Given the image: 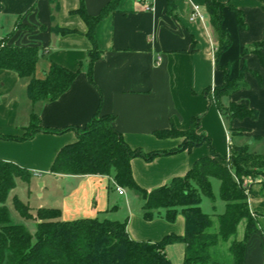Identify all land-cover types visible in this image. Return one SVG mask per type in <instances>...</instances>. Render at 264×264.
<instances>
[{
  "label": "crops",
  "instance_id": "obj_1",
  "mask_svg": "<svg viewBox=\"0 0 264 264\" xmlns=\"http://www.w3.org/2000/svg\"><path fill=\"white\" fill-rule=\"evenodd\" d=\"M109 1L0 0V41L10 37L11 44L42 48L37 77L53 62L78 72L58 99L33 104L26 90L28 79L0 69V159L34 173L30 184L36 181L39 190L34 206L27 203L32 208L60 209L67 221H127L132 239L156 242L170 234L183 235L184 216L179 214L175 222H169L160 210L148 221L142 213L143 199L129 189L119 194L113 176L57 175L51 171L53 162L63 146L77 140L76 129H83L97 113L115 117L114 126L125 141L148 153L179 148L183 136L157 133L173 128L187 131L197 117L201 118L197 133L209 136L223 157H229L231 144L248 145L255 152L264 148V3L219 0L225 4L222 27L232 40L219 63L230 66L231 78L242 77L245 83L244 88L223 97L222 103L245 104L258 112L256 118H228L214 93L224 83V72L216 65L219 38L205 0H120L118 10L95 29L101 56L93 64L91 81L92 43L76 11L84 2L87 12L95 16ZM193 5L201 7L204 21L191 20ZM233 7L243 13L244 28ZM19 20L30 29H17ZM53 26L75 32L59 35L51 30ZM33 112L42 128L65 131H39L27 140L1 137L23 136ZM209 155L210 145L204 143L152 160L136 157L131 161L133 176L141 187L152 190L186 175L198 159ZM261 201L255 200L254 206ZM260 220L259 230L247 241L244 264H264V217ZM185 248L180 242L166 247L173 264H183Z\"/></svg>",
  "mask_w": 264,
  "mask_h": 264
},
{
  "label": "trees",
  "instance_id": "obj_2",
  "mask_svg": "<svg viewBox=\"0 0 264 264\" xmlns=\"http://www.w3.org/2000/svg\"><path fill=\"white\" fill-rule=\"evenodd\" d=\"M264 3V0H260ZM120 0H110L98 15H90L84 2L76 11L85 21L86 36L92 43L89 52V78L93 81V64L101 56L95 29L110 13L119 8ZM210 21L218 35L216 65L224 72V83L214 90L219 109L228 118H256L258 112L245 104L231 103L223 107V97L245 87L242 77L231 78L230 66H222L219 57L227 50L231 37L222 27L225 4L219 0H205ZM57 8V4L55 6ZM238 24L245 27L243 13L233 7ZM17 29H30L17 22ZM59 35L75 32L68 28L53 26ZM10 38V37H9ZM9 38L0 41V69L16 72L28 79L27 94L33 104L54 101L63 95L76 79L78 72L58 63H51L42 77H37V64L42 57V48L11 44ZM264 45V41L261 43ZM115 117L93 116L83 129L77 130V140L63 146L58 152L51 171L54 174L111 175L115 182L140 196L144 203L143 217L153 220L160 210L169 222H175L182 214L185 218V233L170 234L160 241H138L130 237L127 221L84 218L63 220L61 210L39 208L37 216L30 213V205L18 196L13 206L23 219L37 221L36 232L31 234L22 222L14 221L7 205L9 195L17 180L30 183L31 172L14 162L0 159V264H173L167 256L166 247L174 243L185 244L183 264H223L221 247L229 243L228 253L232 264H244L246 244L249 237L259 230V219L264 217V181L259 185H245L244 176L253 175L255 170L264 172V153L251 152L248 145H230L228 158L219 155L204 133H197L200 117L193 118L191 128L180 131L173 128L158 132L159 136H183L182 145L170 151L145 152L132 148L114 126ZM39 131L61 133L65 130L45 129L40 126L36 113L31 115V125L23 136H4L12 140H27ZM204 143L210 145L211 155L198 159L184 176L173 178L165 185L152 190L141 187L133 176L131 161L136 157L147 160L161 155L191 150ZM228 161L224 163V161ZM212 178L220 181V197L225 202V211L217 215L218 226L201 206L203 197L214 200ZM261 199L250 205L249 199ZM244 224V235L238 239V230Z\"/></svg>",
  "mask_w": 264,
  "mask_h": 264
},
{
  "label": "rangeland",
  "instance_id": "obj_3",
  "mask_svg": "<svg viewBox=\"0 0 264 264\" xmlns=\"http://www.w3.org/2000/svg\"><path fill=\"white\" fill-rule=\"evenodd\" d=\"M22 24V23H21ZM23 25V24H22ZM223 107L226 109L229 106H226L225 104H223ZM251 152H255L253 150H250ZM258 153H264V148H260L257 151ZM228 161H224V163H227ZM34 173H32L33 175ZM244 184L245 185H252V186H257L259 185V183L261 181H264V172L260 171V170H255L253 175L250 176H244ZM212 190L214 193V200H212L211 198H208L206 196L203 197V201H202V208L205 212H207L208 214H210L213 218V220L215 221V226H214V230H216V226L218 224L217 221V215L223 213L225 211V202L221 199L220 197V181L216 178H212ZM17 185L15 187V189L13 191H11L9 198H8V202L7 205L9 206L10 210H11V214L12 217L14 219V221L16 222H22L24 223L28 230L31 232V234L34 235V233L36 232L37 229V221L34 219H23L19 213L15 210L14 206H13V197L14 196H18L20 200H22L24 203H30L32 204L31 206H34V203L37 202L38 200V196H37V192L39 190V185L38 183L35 181L34 184L31 186L30 183H27L25 181H23L22 179H18L17 180ZM32 189V190H31ZM256 199L252 198L251 199V205H255ZM30 207V213L36 217L37 216V209L36 208H32ZM261 219V218H260ZM259 221H262L260 220ZM244 225V224H243ZM260 225V223H259ZM244 235V228L242 225L239 226V230H238V239H242ZM228 246L229 243L224 244L221 247V254L223 253V257H224V262L223 264H232V260L231 257L228 253ZM177 261H174V264H176ZM180 264V263H179Z\"/></svg>",
  "mask_w": 264,
  "mask_h": 264
},
{
  "label": "built area",
  "instance_id": "obj_4",
  "mask_svg": "<svg viewBox=\"0 0 264 264\" xmlns=\"http://www.w3.org/2000/svg\"><path fill=\"white\" fill-rule=\"evenodd\" d=\"M195 19H199V20H202L204 21L205 19V15L201 9V7L199 5H193V11L191 13V20H195ZM161 60V57L158 58V63L160 62ZM116 189L117 191L119 192V194L123 195L125 192H126V189L120 185H118L116 182ZM249 203L251 205V199H249ZM259 228H260V225H259Z\"/></svg>",
  "mask_w": 264,
  "mask_h": 264
}]
</instances>
